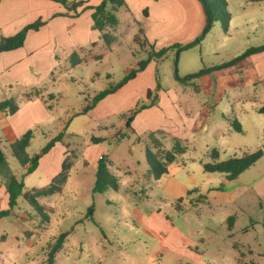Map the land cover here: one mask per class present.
Here are the masks:
<instances>
[{
	"label": "rangeland",
	"instance_id": "rangeland-1",
	"mask_svg": "<svg viewBox=\"0 0 264 264\" xmlns=\"http://www.w3.org/2000/svg\"><path fill=\"white\" fill-rule=\"evenodd\" d=\"M127 2L138 7L141 3L151 5L157 15L147 17L148 10L145 9L142 13L144 23L138 31L136 24L127 26L128 14L125 10L116 13L120 19L119 32L116 33L119 44L112 46L113 51L101 42L95 49L100 58L81 55L78 51L83 57L82 62L75 64L71 58L60 59L53 76L47 78L40 89L46 96L45 101L53 105L54 116L44 127L46 136L38 135L27 153L33 156L66 128L64 142L71 145L69 147L75 150L77 158L70 169L68 191L56 201L58 216L48 227L43 242L29 254L27 264H40L45 259L42 250L45 242L71 228L77 218L86 214V203L92 200L91 196L84 201H73L69 190L73 188V178L80 173H87L86 183L93 184L95 181L99 160H94L96 147L88 144L93 135L107 138L101 143V149L113 161L110 171L116 177L119 189H108L95 195L97 200H110L112 204L109 207L104 205L94 220L88 216L84 224L77 225V235L71 238L69 245L78 244L84 229L96 235L104 232L109 240L105 244L107 252L101 256L102 251L92 242L86 245L80 258L66 260V256H60L62 262L58 257L57 264H99V258L101 264H187L192 255L208 264H264V191L252 188L264 176V156L241 176L248 187L244 193L233 190L234 186L227 188L226 194L208 191L210 185L218 186L222 174L205 172L202 167L203 163L213 161L211 151L214 148L219 151V161L243 154L233 144L249 146L251 152L264 150V116L262 121L257 120L258 125L253 123L246 135L234 131L233 135L225 137L224 132L221 134L218 131L216 123L210 122L202 127L198 124L191 139L182 143L187 146L186 153L179 156L180 163L184 164H171L169 173L155 183L146 176L148 164L145 149L150 144L149 136L131 133L125 127L123 117L145 102V98L138 99L131 109L112 115L105 121L113 129L100 128L105 122L97 123L95 116L79 114L92 101L95 93L117 84L128 69L136 67L147 57L144 49L135 41V36L140 35L149 39L154 51L167 50L162 58L154 60L162 89L177 92L181 96V103L189 98L194 111L206 109L215 120L222 117L223 111L226 116L241 120L237 115L241 103L235 99V93L224 89V83L217 82L219 74L207 77L212 83L211 89L206 90V83L200 76L184 84L176 79V72L180 76H187L206 68L222 67L223 63L253 48L264 47V0H224V12H218L219 20L211 31L199 44L181 51L179 47L192 43L203 31L204 14L198 0H125L126 8ZM166 15L167 18L162 17ZM146 51H150V47ZM254 53L257 61L259 52L248 56ZM226 73L238 79L241 70L237 68L234 72L236 75L229 70ZM261 91H264L261 84L253 88L255 96L264 93ZM249 93L247 90L239 92L240 96ZM120 136L123 137L121 142L114 140ZM172 145L171 141L164 142L165 149L170 150ZM83 153L89 163L82 157ZM6 155L11 167L20 169L16 173L17 178L23 180L26 191L43 183L41 170L26 174L9 149ZM182 185H189V191L193 192H185ZM221 196L228 199L222 200ZM52 202H55V198L47 201L40 199L45 206ZM1 206L8 208L7 203ZM233 217H236V222L231 228ZM49 223L19 198L10 214L0 217V246L5 250V254L0 255V264L2 261L3 264H11L5 261L6 256L14 264H25L19 255L27 251V237L31 236L28 233H31L34 225L48 226ZM5 233L8 235L6 240L3 239ZM187 244L193 249L192 255L187 252ZM10 248L16 254L9 253L7 250Z\"/></svg>",
	"mask_w": 264,
	"mask_h": 264
},
{
	"label": "crops",
	"instance_id": "crops-1",
	"mask_svg": "<svg viewBox=\"0 0 264 264\" xmlns=\"http://www.w3.org/2000/svg\"><path fill=\"white\" fill-rule=\"evenodd\" d=\"M69 1L71 3L74 1H83V6L78 8V11L80 12L78 16H75L74 11L69 10L62 4L52 0L0 1V38L12 36L22 30L26 25L39 19L45 22V24L40 27L39 30H29L27 32L25 42L22 47L10 51L0 52V101L14 98L20 106L19 110L13 115L0 112V144L5 154L7 149L10 150V144L21 137L29 129L34 130V137L32 141L38 135L46 136L44 127H46V124L49 125L48 123L53 119L54 110L53 105L45 101L46 96L42 94V90L40 89L47 81V78L53 76V70L59 65L60 59L68 60L71 58L72 53H78V57L81 62L83 60V57L81 56L82 54H88L90 55L89 57L93 58L101 57L100 54L95 52V49L101 45V42L103 44H105V42L101 38V33L94 28L92 13L94 12L93 7L99 5L103 0ZM151 7V5H145L144 3L139 4L138 7L135 4L131 5L127 2V8L123 6L116 13L118 14L122 12V10H125L126 14H128V17L126 18L127 26H134V24H136L139 31L141 24L144 23L142 20V13H144L143 11L145 9L148 10L147 17H150L153 14L157 15V12H153ZM162 17L167 18V15ZM205 23L206 18L204 14V26ZM119 26L115 31L112 32L115 37L114 41L110 45L106 44L107 48H109L111 52L113 51L112 46L119 44V39L116 37V33L119 32ZM146 39L149 42L147 37ZM146 49L147 47L144 49L145 53ZM78 51L81 55H79ZM257 55L259 58L257 61L255 60L256 54L254 53L231 65H225L227 63H223L222 67L220 65L208 69L206 68V72L200 75L203 83H206V90L211 89L210 86L212 83L207 79V77H214V74L220 75V79H218L217 82L219 84L224 83V89L228 90L230 93H235V99L241 103L237 111V115L240 116L241 120L236 117H231L228 115L226 116L225 111H223L222 117L219 120H215L213 119L212 113L206 109L204 111H194L192 108L193 104L189 98H187V101L185 100L181 103V96L177 92L165 91L164 89H161L159 91L157 103L154 106L143 109L141 112H139V114H137V116L131 122V128L127 129L130 130L131 133L137 134L138 136H149V133L153 132L162 140L163 146L165 141H171L173 144L174 138L179 139L182 143L189 141L193 136V133L197 131V128L199 127L198 124H200L202 127L210 122L216 123L218 131H220L221 134L224 132L225 134L223 133V135H225V137H228L227 135L229 134L233 135L234 133L232 132L234 131L246 135L253 123L258 125L257 120L262 121L264 116V113L259 112V109L264 106V93H262L260 96H255L253 92V88H255L257 84H261V86L264 87V50L259 52ZM237 68L241 70V75L238 79H234L237 77H229L228 73H226L227 70L234 73ZM129 71L130 69L125 72V75ZM234 75L236 74L234 73ZM108 78H110L109 74ZM157 79L159 80L157 63L156 61L152 60L148 63L143 71L137 74L134 79L127 82L115 93L108 95L99 101L92 110L86 113V115L93 117L95 116L96 122L102 123L107 121L112 115H119L122 111L131 109L138 99H146L148 90H153L156 88ZM244 90H247L250 93L240 96L239 92H243ZM216 93H218V91H216ZM27 95H31V98H27ZM230 120L238 121L241 125V131H237L234 126L231 125ZM100 128L108 130L113 129V126H108L107 122H105L104 126H100ZM92 137H95V135ZM114 140L117 142L122 141H119L117 138H114ZM105 141H107V138H105ZM64 143L71 147L69 143ZM65 144L57 142L55 146L52 147V149L40 159L39 166L37 168V170L42 171L43 175V183L39 184L40 186H47L50 181L60 172L62 162L68 150ZM88 144H93L94 147H96L94 155L95 161L99 160L105 154L104 150L102 151L101 149V143L94 144L91 141V137ZM233 147L235 149H241L243 151L242 155L252 153V148H249V146L244 144H233ZM40 150L37 153H39ZM84 153L82 157L85 158L89 163V160L86 158ZM109 159L112 161L111 158ZM7 161L9 163L8 158ZM9 166L17 176L16 173H19L20 169L14 170L10 163ZM22 167L24 170H27L29 164ZM243 174L234 180H227L225 175L222 174V180H220L219 184H217L218 186L210 185L207 187V189L208 191L226 194V189L234 186L232 188L233 190L242 191V193H244L248 190V187L247 183H244L241 179ZM86 175L87 173L83 172L78 174L76 178H73L75 181L72 184L73 188L69 190V195H71L73 201H77L78 199L84 201L87 196H91L92 200L86 203V214H82L80 218H77L75 224L71 226V228L64 230L70 231V234L67 237L64 248L57 254L55 264L58 262V257L61 259L60 256H66V260H71L72 258L75 260L80 258L82 252L86 248V245L88 243L91 244L92 242H94L95 245H98L99 250L102 251L101 256L107 252L105 244L106 242L108 243L109 240L104 232H101L100 235H96V233L89 232L88 230L84 229L81 231L82 239L78 240V244L73 243V245H69L71 238L74 239L77 235V225L84 224L85 220L88 219V216L94 220L98 214V211L101 210L104 205L109 207V205L112 204L110 200L103 202L96 199L95 195L101 194L93 192L96 174L93 184L91 182L86 183L84 181ZM70 182L71 175L69 173L68 180L60 193L48 196L46 198H41V201H47L50 198H55V202H52L47 206L54 209V214H52L51 221L48 226L34 225V228L30 230L31 233H28L31 236L27 237V251L19 255L25 264H27V261L30 259L29 254L40 243L43 242V239L46 237V231L55 216H58L59 210L56 206V201L65 196L66 191H68L67 186L70 184ZM237 183H241V186H237ZM40 186H35L33 188H41ZM182 186L185 192H189V185ZM2 188L4 189L2 190ZM26 188L27 187L25 186V191ZM252 188L264 191V176L259 182L253 184ZM220 198L222 200L228 199L225 196H221ZM8 201V193L2 180L0 179V211L9 209ZM6 203L8 208H3L1 205ZM92 206L94 207V213L91 216L89 209ZM69 207L70 206L68 205V208ZM66 208L67 205H65V209ZM27 217L29 220V216ZM139 218L140 215L138 216V219ZM233 218L234 221L231 228L236 222V217ZM100 226H98V228L101 230ZM22 236L24 237V234ZM7 237L8 235L5 233L3 239L6 240ZM47 242H45L43 247L47 244ZM188 245L189 244H187V252L192 255L193 249ZM7 251L13 255L16 254L15 250H12L11 248ZM3 254H5V250L0 246V255L3 256ZM5 261L11 264L15 263L8 256H6ZM98 262L99 264L102 263L100 258L98 259ZM3 263L4 261H2V264ZM187 264L208 263H205L200 258L197 259L195 255H192L191 260L187 262Z\"/></svg>",
	"mask_w": 264,
	"mask_h": 264
},
{
	"label": "trees",
	"instance_id": "trees-1",
	"mask_svg": "<svg viewBox=\"0 0 264 264\" xmlns=\"http://www.w3.org/2000/svg\"><path fill=\"white\" fill-rule=\"evenodd\" d=\"M1 1V0H0ZM58 2L65 6L67 9L74 11L75 16H78L80 12L79 7L83 6V1L70 2L69 0H52ZM203 8L206 23L203 28L201 35L192 43L179 47V51L187 50L192 48L196 44H199L202 39L211 31L215 22L219 20L218 12L223 11L224 0H198ZM126 7L125 0H103L99 5L93 7L94 12L92 13V20L94 28L101 33V38L105 44L110 45L114 41L113 31L119 26V18L116 12L121 7ZM229 19V15H226ZM45 24L42 20H37L33 23L26 25L22 30L12 36H6L0 38V52L10 51L23 46L27 32L29 30H39ZM135 41L138 45L145 49L150 47V51H146L147 57L141 60L136 67L132 68L117 84L114 86H109L106 89L99 91L93 96L91 102L86 104L79 114H86L88 111L92 110L99 101L104 99L106 96L115 93L119 88L125 85L130 80L134 79L137 74L143 71L148 63L152 60H158L162 58L166 49H162L158 52L154 51V48L150 45L145 37L140 35L135 36ZM264 47L253 48L247 51L245 54L235 58L231 62L225 65H231L239 60L245 58L250 53L263 51ZM179 53V52H178ZM177 53V57H178ZM71 60L74 63L79 62V57L76 53L71 55ZM210 70V69H209ZM207 70V71H209ZM205 71H201L196 74L180 76L176 72V79L181 83H187L193 79L199 77ZM162 89L159 80L157 79V86L154 90H148L146 101L138 104L134 109H132L128 114L123 115L125 118V127L131 128V122L135 116L141 112L143 109L154 106L158 101V92ZM27 98H31V95H27ZM50 98H53L50 96ZM19 103L14 98L5 99L0 101V112H5L8 115H13L19 110ZM50 108V107H49ZM259 112L264 113V106L259 109ZM230 123L237 131H241V125L236 120H230ZM68 126V122L67 125ZM66 128L63 129L56 137L48 141L45 146L42 147L39 153L30 156L27 153V149L31 144L34 137V130L29 129L21 137L16 139L10 144V150L13 157L20 163L21 166L29 164L26 174L37 170L39 166L40 159L47 154L52 147L55 146L57 142L63 144L64 135ZM122 136L118 137L121 141ZM150 144L146 146L145 155L148 164L147 178L154 181L155 183L161 180L165 175H167L168 167L171 164H181L179 161V156L186 153L187 147L183 146L182 142L174 138L173 145L170 150L165 149L162 140L157 137L155 133H149ZM91 141L94 144H99L105 141L102 137H91ZM67 146V154L62 162L60 172L50 181V183L41 188H33L30 191H25V185L23 180H19L14 172L11 170L9 163L7 161L6 154L0 144V179L2 180L6 191L8 193V205L9 209L0 211V217H4L10 214V211L17 206L19 198L25 200L42 218L45 222H50L51 215L54 214V209L52 207H47L40 203L41 198H46L58 194L62 191L64 185L66 184L70 169L72 168L75 159L77 158L75 150L69 149ZM70 150V151H69ZM264 155V150L259 149L252 153H247L242 156H231L225 160L219 161V151L214 148L211 151L212 162H206L202 164L203 170L208 173H221L225 175L227 180H234L253 165H255L258 160H260ZM113 166L112 161L109 159L107 154H104L98 161L97 171H96V181L93 188L94 193H103L108 189L118 190L119 183L116 177L111 173L110 167ZM189 191L188 193H192ZM90 215L94 213V207H90ZM234 221V218H231ZM70 231H64L58 236H55L42 248L44 252L45 259L40 264H55L57 254L64 248L67 237Z\"/></svg>",
	"mask_w": 264,
	"mask_h": 264
}]
</instances>
